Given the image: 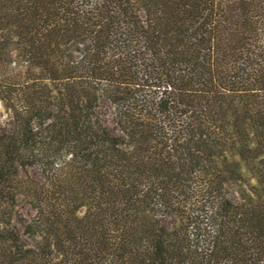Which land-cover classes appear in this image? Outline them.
<instances>
[{"label": "trees", "instance_id": "16d2710c", "mask_svg": "<svg viewBox=\"0 0 264 264\" xmlns=\"http://www.w3.org/2000/svg\"><path fill=\"white\" fill-rule=\"evenodd\" d=\"M0 105V264H264V0H0Z\"/></svg>", "mask_w": 264, "mask_h": 264}, {"label": "rangeland", "instance_id": "374dc122", "mask_svg": "<svg viewBox=\"0 0 264 264\" xmlns=\"http://www.w3.org/2000/svg\"><path fill=\"white\" fill-rule=\"evenodd\" d=\"M103 106H104V112H105V119L107 121L108 126L111 127L112 130H116V127L114 126V124L111 122L112 120V107L109 105V103L107 101H103L102 102ZM12 116L9 112H7L1 105H0V132L5 129V128H9L12 126ZM31 175L39 178V173L37 168L31 169L30 170ZM27 212H29L28 208H24L23 210V214L26 215Z\"/></svg>", "mask_w": 264, "mask_h": 264}]
</instances>
